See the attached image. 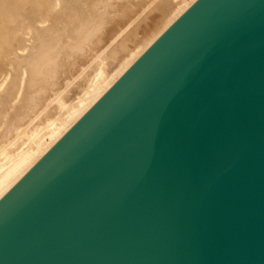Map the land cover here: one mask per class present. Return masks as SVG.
Returning a JSON list of instances; mask_svg holds the SVG:
<instances>
[{"label":"water","instance_id":"1","mask_svg":"<svg viewBox=\"0 0 264 264\" xmlns=\"http://www.w3.org/2000/svg\"><path fill=\"white\" fill-rule=\"evenodd\" d=\"M0 264H264V0H198L0 198Z\"/></svg>","mask_w":264,"mask_h":264},{"label":"bare ground","instance_id":"2","mask_svg":"<svg viewBox=\"0 0 264 264\" xmlns=\"http://www.w3.org/2000/svg\"><path fill=\"white\" fill-rule=\"evenodd\" d=\"M198 0H0V198Z\"/></svg>","mask_w":264,"mask_h":264}]
</instances>
